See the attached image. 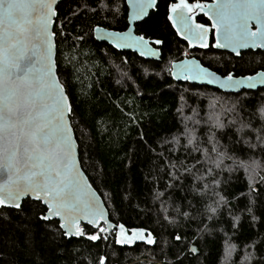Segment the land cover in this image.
<instances>
[{
    "label": "trees",
    "instance_id": "obj_1",
    "mask_svg": "<svg viewBox=\"0 0 264 264\" xmlns=\"http://www.w3.org/2000/svg\"><path fill=\"white\" fill-rule=\"evenodd\" d=\"M57 10V73L71 92L79 157L90 163L84 172L112 222L147 230L156 242L119 247L114 233L103 235L87 225L85 236L67 239L52 230L57 220L39 218L33 207L39 202L26 199L22 211L0 209V264H100L101 258L104 264H264V157L260 149L247 147L244 141L255 143L254 137L237 132V126L221 131L206 123L216 112L227 124L232 115L225 109L233 103L247 119L264 107V88L228 94L171 76V65L185 52L222 76L263 70L264 53L236 57L210 49L196 55L176 37L167 21V1H160L137 25L145 37L164 41L160 60L149 61L94 39L96 25L125 28L123 0H63ZM213 100L219 101L214 109ZM191 136L196 145L189 146ZM214 144L229 156L256 160L261 168L230 171L232 161L225 159L222 170L216 169L204 155L207 149L215 158ZM88 235L100 238L91 241ZM229 245H235L230 256Z\"/></svg>",
    "mask_w": 264,
    "mask_h": 264
},
{
    "label": "snow or ice",
    "instance_id": "obj_2",
    "mask_svg": "<svg viewBox=\"0 0 264 264\" xmlns=\"http://www.w3.org/2000/svg\"><path fill=\"white\" fill-rule=\"evenodd\" d=\"M57 4L58 0H0V209L22 211V201L26 198L37 201L39 203L33 207L39 218L44 221L56 219L57 224L51 226L52 230L60 231L71 239L73 236H85L81 227L83 220L104 231L97 222L103 220L105 212L84 175L90 163L79 157L77 152L71 122L75 109L70 89L60 82L55 71L56 32L52 25L56 24L58 17ZM157 7L158 0H127V8L131 9L125 25L127 31H106L99 26L92 31L97 40H108L115 48H131L146 58L158 57L153 45H162L164 41L135 35L133 28L128 26L145 20L149 17V9ZM196 10L213 21V47L216 49H230L240 56V49L264 48V0H216L210 5L190 3L189 0L171 3L167 19L177 34L192 47L208 48L207 38L211 29L192 22L195 19L192 13ZM73 15L78 16V13L73 12ZM253 22L255 31L251 29ZM173 68L176 71L171 75L177 80L206 81L226 91L239 92L241 88L253 89L264 84V72L239 77L227 72L221 78L201 67L197 61H182ZM192 69H195L194 73ZM218 102L213 100L210 108L214 109ZM225 111L232 115L227 124L216 112L209 113L206 123L210 121L211 128L221 131L237 126V132H247L254 137L255 143L252 139L244 141L247 147L260 149L264 157V107L258 112H249L247 119L237 111L235 103ZM257 122L258 127L254 126ZM188 144L196 145V137L191 136ZM193 150L199 151L198 146ZM212 152L216 153L215 158L207 149L204 155L216 169L222 170L225 159L232 161L230 171L244 169L256 173V169L261 168L254 159L245 161L229 156L227 150L218 151L217 144L213 145ZM197 160L199 162V158ZM208 171L211 173L212 169ZM173 179H178V176L173 175ZM249 179L251 181L252 177ZM249 188L254 190L251 183ZM177 212L179 214V209ZM211 212L215 213L216 209L211 208ZM183 215L185 218L188 216L187 213ZM109 227L119 229L121 238L117 243L122 245L131 247L137 239H145L141 229H133L129 235L123 224H110ZM99 238L97 235L87 236L91 241ZM181 239L180 235L176 236L177 241ZM146 242L154 244L155 240ZM234 249L235 245H229L226 255L230 256ZM190 251L195 254L197 248ZM101 264H104V258H101Z\"/></svg>",
    "mask_w": 264,
    "mask_h": 264
},
{
    "label": "water",
    "instance_id": "obj_3",
    "mask_svg": "<svg viewBox=\"0 0 264 264\" xmlns=\"http://www.w3.org/2000/svg\"><path fill=\"white\" fill-rule=\"evenodd\" d=\"M62 1H63V0H58V4H59L60 2H62ZM215 2H216V0H214L212 3H200V4L210 5V4H214ZM58 4H57V5H58ZM150 10H152V9H149V12H150ZM130 14H131V9H130L129 15H130ZM192 15L195 17V19H194L192 22H193V23H197V22H196V18H197L198 16H200V15H204V13H203V12H200L199 10H196V11H194V12L192 13ZM204 16H205V17L211 22V24H213V21L210 20V19L208 18V16H206V15H204ZM146 18H147V17H146ZM137 22H140V21H137ZM137 22H136V23H137ZM136 23H135V24H136ZM135 24L129 25V27H132V28H133V30H134V34H135ZM54 26H55V24L52 25V28H54ZM96 27H98V26H96ZM96 27H95V28H96ZM99 27H102V26H99ZM205 27L211 29V27H208V26H205ZM102 28H104V27H102ZM212 28H213V27H212ZM174 29H175V28H174ZM251 29H252V31H255V30H256L255 22L252 23V25H251ZM105 30H106V31H113V30H108L107 28H105ZM214 30H215V29H214ZM126 31H127V30H126ZM175 31H176V29H175ZM176 33H177V32H176ZM93 35H94V39H95L96 41H98V42H102V43H106V44H108L110 47H112L113 49H115L116 51H120V52L133 51V52H136L137 55H138L139 57H141V58H143V59H145V60H149V61H159L160 58H161V51H160L159 48H160L162 45H153V47H154V46L157 47L156 50H157L158 53H159V56H158V57H148V58H146V57H142V56H140V54H139L138 51H134V50L131 49V48H124V49H118V48H115V47L111 44L110 41H108V40H97L96 37H95L94 32H93ZM177 36H178L179 38L183 39V37H182L180 34H177ZM214 37H215V36H214ZM208 39H209V35H208V38H207V42H208ZM183 40H184L185 42L188 43L187 40H185V39H183ZM54 42H55V45H56V40H55ZM214 43H215V42H214ZM188 44H189V43H188ZM192 48H193V47H192ZM214 48H215V47H214ZM215 49H216V48H215ZM216 50L229 52V53L233 54L234 56H236L235 53H233L230 49H216ZM239 51H240L241 54L244 53V52H247V51H254V52H256V51H261V52L264 53V48H259V47H256V48H243V49H240ZM241 54H240V55H241ZM236 57H239V56H236ZM54 60L56 61V47H55V49H54ZM182 61H197V62L200 64L201 67L208 68V67H205V66H204L199 60H197L196 58H187V59H183V60H180V61L174 62V63L171 65V72L176 71V69L173 68V65L180 64ZM208 69H209V71L215 72V71L211 70L210 68H208ZM55 71H56V75L58 76V73H57V66H55ZM192 72L194 73V72H195V69H192ZM260 72H264V69H263V70H260V71H258V72H256L255 74H251V75H247V76H256V75H257L258 73H260ZM215 73H216L217 76H220L221 78H223L222 75L218 74L217 72H215ZM233 74H234V73H233ZM234 75H235V74H234ZM171 76H172V75H171ZM235 76H236V75H235ZM237 77H239V76H237ZM58 78H59V76H58ZM172 78H173L174 81H176V82L190 83V84H195V85H199V86H207V87H211V88L219 89L220 91H222V92H224V93H228V94H240V93L243 92V91H257L258 89L264 88V84H258V85H257L255 88H253V89L241 88V89L239 90V92H235V91H226V90H224V89H220V88L218 87V85H216V84H208L206 81H203V82H202V81H199V80L185 81V80H182V79H181V80H177V79L174 78L173 76H172ZM59 80H60V79H59ZM60 82H61V81H60ZM72 129H73V128H72ZM73 133H74V131H73ZM74 138H75V135H74ZM75 140H76V138H75ZM76 143H77V140H76ZM77 145H78V143H77ZM77 152H78V155H79V147H78V149H77ZM78 166H80V165H78ZM84 175H85V177L87 178V182H88L89 184H91V182H90L89 178L87 177V175L85 174V172H84ZM91 186H92V184H91ZM92 190L95 191L97 197L101 200V202H102L101 206L103 207L104 212H105L104 217H103V220L98 221L97 223L100 225V227H101V226H104V228L107 230L108 233H114V234H115L116 244H117L119 247L133 248V247H135L136 245H139V244H144V245H146V246H148V247H152V246L155 244V243H154V244H149V243L146 242V240H148V239L155 240V242H156V239L154 238V236L152 235V233H150V232L147 231V230H143V229H141V230H142L141 235L144 236L145 239H137L131 247H129L127 244H123V245H122V244H120V243H117V240H118L119 238H121V235H120L119 229H118V228H110L109 225H110V224H111V225H118V224H115L114 222L111 221V219H110V217H109L108 209L106 208L105 203H104L102 197L99 195V193L96 191V189H95L93 186H92ZM26 199H27V198H26ZM26 199H25V200H26ZM25 200H24V201H25ZM22 203H23V201H22ZM54 220H56V219H54ZM86 225L89 226V227H91V228H93V229H98L97 227H95V226H93V225L87 224V221H86V220L81 221V227H82V228H83L84 226H86ZM125 228L128 229L127 227H125ZM128 230H129L128 234L131 235V230H133V229H128ZM149 234H150V235H149ZM65 237H66V236H65ZM80 237H83V236H73L72 238H80ZM66 238H67V237H66ZM67 239H68V238H67Z\"/></svg>",
    "mask_w": 264,
    "mask_h": 264
},
{
    "label": "flooded vegetation",
    "instance_id": "obj_4",
    "mask_svg": "<svg viewBox=\"0 0 264 264\" xmlns=\"http://www.w3.org/2000/svg\"><path fill=\"white\" fill-rule=\"evenodd\" d=\"M160 1H167V11H166V16H168L170 13H169V11H168V8H169V6H170V4L171 3H173V2H179V0H158V4H159V2ZM214 0H189V2L190 3H212ZM123 2H124V6H125V10L127 9V12H126V16H125V18H126V24L128 23V20H127V17H128V15H129V12H130V9H128L127 8V0H123ZM158 8V7H157ZM157 8H154V9H152V10H150V12H149V16H150V14L152 13V12H155L156 10H157ZM187 14V13H186ZM148 18V17H147ZM147 18H145V19H147ZM144 21V20H143ZM143 21H140V22H137L136 24H135V35H144V34H142V33H139L138 32V29H137V25L139 24V23H141V22H143ZM167 21H168V23L170 24V27L172 28V30H173V32L175 33V35H176V37L177 38H179L178 36H177V33H176V31H175V29H174V27L172 26V23H171V21H169L168 19H167ZM196 22L197 23H199V24H204L205 26H208V27H211V32L209 33V39H208V44H209V47L208 48H200L199 46H197V47H193L192 48V46L191 45H189L187 42H185L183 39H181V38H179L180 40H182L184 43H185V45H187L188 46V50L189 51H193L196 55H204V52H206L207 50H210V49H214V50H216L214 47H213V45H214V42H215V37H214V32H215V30H214V28H212V24H211V22L204 16V15H200V16H198L197 18H196ZM96 26H101V25H96ZM95 26V27H96ZM129 26V25H128ZM94 27V28H95ZM102 27H104V28H107L108 30H113V31H126L127 30V27H125L123 30H116V29H111V28H108V27H105V26H102ZM93 28V29H94ZM94 36V35H93ZM147 38V37H146ZM147 39H151V38H147ZM151 40H156V39H151ZM162 46H163V44H162ZM162 46L159 48L160 49V51L162 52ZM155 48H157L156 46H154ZM216 51H219V50H216ZM126 53H133V54H136L137 55V53L136 52H133V51H125ZM124 52V53H125ZM187 52H185L184 54H185V58H183V59H187V58H195V57H192L190 54H186ZM182 59V60H183ZM197 59V58H196ZM180 61V60H179ZM177 62V61H176Z\"/></svg>",
    "mask_w": 264,
    "mask_h": 264
},
{
    "label": "rangeland",
    "instance_id": "obj_5",
    "mask_svg": "<svg viewBox=\"0 0 264 264\" xmlns=\"http://www.w3.org/2000/svg\"><path fill=\"white\" fill-rule=\"evenodd\" d=\"M54 28H55V26H54ZM53 28V29H54ZM55 39H56V37H55ZM103 229H104V231H100V232H102V234L104 235V234H106L107 233V230L104 228V226H101ZM98 230V229H97ZM101 264V263H100Z\"/></svg>",
    "mask_w": 264,
    "mask_h": 264
}]
</instances>
